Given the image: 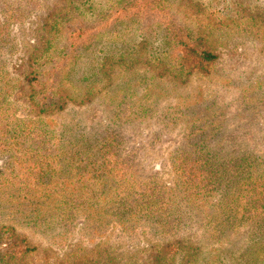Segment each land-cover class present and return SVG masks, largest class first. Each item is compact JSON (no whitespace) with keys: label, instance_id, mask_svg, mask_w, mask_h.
I'll list each match as a JSON object with an SVG mask.
<instances>
[{"label":"rangeland","instance_id":"rangeland-1","mask_svg":"<svg viewBox=\"0 0 264 264\" xmlns=\"http://www.w3.org/2000/svg\"><path fill=\"white\" fill-rule=\"evenodd\" d=\"M149 7L0 0V264H61L76 246L150 264L175 239L193 264H264V0ZM172 29L217 54L207 71L161 69ZM45 49L31 95L27 57ZM128 186L166 211L125 207ZM16 239L32 250L14 256Z\"/></svg>","mask_w":264,"mask_h":264},{"label":"trees","instance_id":"trees-1","mask_svg":"<svg viewBox=\"0 0 264 264\" xmlns=\"http://www.w3.org/2000/svg\"><path fill=\"white\" fill-rule=\"evenodd\" d=\"M150 4L149 9H156V6L160 5L161 0H147ZM110 22L106 23L107 25ZM48 27L52 31H57L55 27V23H49ZM170 32H173L171 34V49H172V55L173 57L171 59H168L165 61V63H162L161 69L166 73H171V75L175 78L185 76L189 74L193 69H198L201 71H207L213 61L217 58V54L207 45H203L199 38H192L187 34L184 33H177L174 29L170 30ZM47 49L43 50V52L38 56L36 54H31L27 57L28 66L30 67V71L28 74H30V77L27 79V85L28 89L31 91V95H33V89H36L35 86H39L41 84L39 75L40 71L39 68L41 66V63L38 62L40 56L44 55ZM173 69V70H172ZM168 70H172L173 72H169ZM42 88V87H41ZM38 92L34 93L37 95ZM60 95L61 97H58L59 99L63 100L64 97H62V93H54V96ZM57 98H54V100H51L42 107L38 109V113L53 109V108H60V103L57 102ZM60 100V101H61ZM33 107L35 108L37 106V103H35L37 100L34 98L33 100ZM57 102V103H56ZM237 168V167H236ZM231 176H236L234 174H231ZM249 183L242 185L239 188V197L242 199L247 200L246 195H244V192L248 188ZM127 192L122 197V202L124 206L132 204L129 206L130 209L136 210V209H144L149 210V213L155 212L159 214H163L166 211V207L163 204L162 199H158L156 194L154 192L148 191V193L141 194L139 190L134 189L133 186L127 187ZM136 190V191H135ZM238 191V192H239ZM201 194V190L199 191ZM225 199H230L231 197H224ZM223 198V199H224ZM234 199V198H233ZM231 199L230 202H227L228 205L237 208V204H235L233 201L236 199ZM159 200V201H158ZM121 202V203H122ZM104 208V207H103ZM235 211H233L234 213ZM114 213L112 211H109L104 208L102 212H100L97 215V218L103 217L104 220H107L110 218V216H113ZM260 218H264V214H259ZM151 216L153 218V221H162L160 215H155L151 213ZM224 216H227L224 215ZM126 213L120 212L119 215H117L118 220H124L125 221ZM132 219L137 220L138 217L134 216ZM220 220V219H219ZM223 222V221H221ZM128 223L131 224V218H128ZM227 225V223H223ZM3 228L0 229V238L3 236ZM16 237V236H15ZM16 243L18 244V247L16 250H12L11 248H8L12 251V254L25 256L29 253V251L32 250V247H29L28 244H24L23 240H17ZM188 243L181 241L180 239H175L168 241L162 245H158L154 247L153 255L150 261V264H170V262H173L176 260V262H180V264H193L195 259L197 258V253L195 251V248L192 245H187ZM264 253V248L259 251V254ZM10 254V257H13V255ZM61 264H126L122 261H120V257L112 255L109 248L104 246H96L93 248H84L81 246H76L73 248V251L69 253L68 256H65L62 260Z\"/></svg>","mask_w":264,"mask_h":264}]
</instances>
